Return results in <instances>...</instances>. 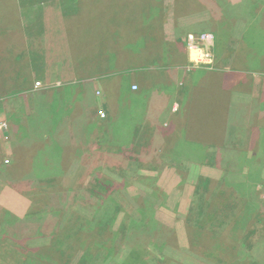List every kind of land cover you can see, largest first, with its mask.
<instances>
[{
    "label": "crops",
    "instance_id": "0c3cea01",
    "mask_svg": "<svg viewBox=\"0 0 264 264\" xmlns=\"http://www.w3.org/2000/svg\"><path fill=\"white\" fill-rule=\"evenodd\" d=\"M10 2L11 5L0 7V121L4 120L9 125L8 139L0 134V205L2 207L20 217L28 211L29 201L18 192L25 191L24 183L30 174L47 172V168L52 165V154L43 153L46 149L40 138L43 134L45 136L51 134L52 138L57 136L56 140L73 147L79 143L78 135L87 137L93 143L98 137L102 139L103 133L96 131L102 124H105L110 136L109 125L111 121L117 120L118 116L112 117L110 113L112 92L118 103L120 100L123 101L122 108L127 101L133 102L132 113L139 114L134 127V136L140 131L139 126L145 123L150 125V134L155 143L149 147H161L164 153L158 156L154 149H148L144 155L146 154L147 161H153L148 164L150 168L165 172L167 177L170 175L173 177L172 185L178 176H181L180 172L190 174L197 168L193 170L190 163L199 165L196 172L200 167L201 170L203 169V163L215 166V171L221 172L223 171L221 167L226 170L235 165L246 166L253 158L264 156L263 24L252 31L262 37L256 35L254 39L241 28L242 22H238L236 25L238 29L231 32L225 48L217 51L215 42L214 69L203 67L191 70L205 71L201 75L189 78L195 82L193 85L199 93L198 99L194 101L189 93L181 92V87L188 79L184 70L190 63L185 38L188 34L209 31L207 28L205 31L199 29L194 31L193 24L185 22L188 30L192 31L182 34L180 28H176L171 33L170 27L163 25V21L169 16V13H166L168 4L165 3L160 9L155 5L153 8L149 6L148 9L140 0H37L33 4L26 0L22 3L16 0ZM212 11L216 12L214 8ZM142 12L149 13L144 23H142ZM263 13L262 10L261 15L264 16ZM201 15L203 20L200 21H205V13ZM162 17V21H158V18ZM86 23L87 29L92 34L100 36L104 47L108 44L107 36L114 41L116 47L107 52L99 50L92 58L74 59L73 49L77 44H82L84 39L77 35L82 40L76 41L73 35L74 32L80 33ZM162 25L165 37L163 34L159 35ZM147 36L158 43L159 37L163 38L165 45L170 47L171 53L175 48L185 52L183 54L181 52L183 58L179 60L184 61L181 66L168 65L169 71L164 78L170 92V100L166 99V107L161 105V108L155 107L152 103L153 98L147 109L146 107L140 109L136 105L135 97L142 103L146 100L145 94L148 96L149 93L159 92L158 87H162L159 80L156 88L143 87L139 80L142 76L138 73L144 69L140 66V57L144 54L152 56L151 50L145 48L144 41ZM151 45L150 41V49H152ZM132 48L135 49L131 50ZM127 52L133 54H126ZM171 57L174 58L175 55L172 54ZM117 60H125L129 65L133 62V70H126L124 64L116 66ZM174 63L179 62L174 61ZM79 67H82L80 73ZM88 68L91 72L95 71L99 81L95 83L92 95L86 98L85 94L76 87L75 80L78 76H85L83 71ZM104 68H108V74L97 73ZM174 68L177 70L173 71ZM133 73L135 79H126L129 77L128 74ZM160 75L158 73V78ZM178 78L180 82L176 81ZM36 83H40V87H36ZM134 85L137 86V91H132ZM123 92H127L129 96L119 98L118 93ZM206 96H208L207 100H205ZM88 103H90L86 108L88 118L77 128V120L73 123L74 113L69 112V109L72 106ZM54 105L61 110L56 122L53 119ZM194 107L197 108V112L192 110ZM160 109L165 112L160 113ZM63 111L65 113H62ZM167 111L172 116H178L166 121L163 118ZM99 112L105 113V119L99 118ZM40 116L42 120L38 119ZM42 121H46L47 125L43 127ZM89 125L91 130H88ZM117 125L124 133L122 123ZM83 140L81 142L88 141L86 138ZM124 140L125 137L121 141L110 139L105 143L118 147L116 150L119 152V148L125 150L127 147L124 145ZM163 156L171 160L165 161L162 159ZM6 161L8 162L5 163ZM162 163L164 165H161ZM244 169L245 167L234 172L244 171L247 176L249 173ZM6 172L11 173L10 180L5 178ZM259 173L258 181H261L262 172ZM222 175L221 172L214 179H220ZM229 177L236 184L239 183L233 174ZM36 178L44 177L36 176ZM12 187L19 189L16 191ZM177 187L173 191H177L179 189ZM189 187L190 183H187L183 192ZM183 202V208L178 213L181 216L186 214L189 205V201L185 204Z\"/></svg>",
    "mask_w": 264,
    "mask_h": 264
},
{
    "label": "trees",
    "instance_id": "16d2710c",
    "mask_svg": "<svg viewBox=\"0 0 264 264\" xmlns=\"http://www.w3.org/2000/svg\"><path fill=\"white\" fill-rule=\"evenodd\" d=\"M230 1L213 0L214 3L211 6L223 8V11L220 10L223 16L218 17H229L228 25H230L231 32L238 29L237 26L235 27L238 22L248 25L252 20L257 21L264 18L261 15V11H264V0H241L237 5H233ZM246 18L249 19L246 20ZM246 29L247 27L244 26L243 30L246 34L252 35L254 39L256 35H260L252 32L254 28ZM150 41L152 49H150ZM144 42L151 50L152 56L149 55L147 61L144 59L147 54L140 57V60L144 59L143 63L140 61L141 68L157 67L159 68L158 73L161 74L160 77L164 78L169 68L168 64L162 61L166 52H163L164 49L159 45H164L165 41L158 43L147 36ZM119 61L117 60L116 66L128 65L125 60ZM144 98H147L146 94ZM132 112L121 113L120 120L123 119L126 127L124 133L121 132L116 120L111 121L109 125L110 136L105 124L99 126L96 131L103 133V138L98 137L94 140L96 144L94 143L93 157L89 154L87 141L81 142L85 138L88 140L83 135H78L79 143L76 147H69L70 158L84 160L92 157V160H96V164L91 163L85 169L84 184L76 189L75 195H71L74 199L73 204L69 196L64 194L60 179L48 177L49 171H47L35 174L40 178L44 177L43 179H37L34 174H30L24 183L25 191L18 192L30 204L23 217L0 205V264H173L170 260L171 256L180 253L176 233L154 217L157 209L156 194L159 192L162 194L163 190L154 187L146 194L139 192L131 195L128 192L131 181L127 178L128 172H135L139 178L142 177L139 175L141 170L158 172L154 170L155 168L149 167L146 154L144 155L145 151L154 149L155 152H163L157 146L149 147L155 143V140L152 139L151 127L148 123L139 126L140 131L134 136V127L139 114L135 115ZM124 137V142L130 144L125 150L119 148V152L116 150L118 147L105 143L110 139L121 141ZM56 139L57 136L52 138V140ZM113 152L117 153L113 155ZM162 159L171 160L164 156ZM111 166L115 168H110ZM68 167L69 165H63L60 169L61 174L65 173ZM244 170L260 180V173L255 175L256 167L247 166ZM6 173L5 178L10 180L11 173ZM208 177L212 178L210 175L199 178L186 214L180 216L182 220H177L182 223V235L186 233L188 237H191L186 250L192 252L194 247L199 249L198 251L208 249L202 244V241L208 237L210 240L215 239L214 243L218 242L217 248L197 253L205 254L216 264L264 263V259L254 260L255 254H248L245 259L241 258L236 255L234 247L238 243L245 246L247 251L253 252L259 239L264 237L263 220L261 214L255 210L256 205L253 203L250 207V202L247 203L242 199L245 194L251 192L254 185L251 187L244 181L236 184L232 178L224 175L214 181ZM151 178L153 177L149 179ZM12 189L17 191L19 188L12 187ZM153 189L157 190L156 194L152 191ZM237 193L241 197L239 201ZM66 198L70 199V202H64ZM50 203H56L60 208L47 210V205ZM75 205L81 210L75 211L73 209ZM240 208L241 214L239 215L237 212ZM43 213H46V218L41 220ZM121 213H124V217L118 229L114 230V223ZM41 221H54L55 231L52 230L49 234L45 227L40 228V225H43ZM4 223L6 225L18 223L19 226L25 224V227L35 226V230L39 228V231L32 230L36 236L17 238L7 232ZM250 223L252 227L239 236L236 229H241ZM227 225L231 226V231ZM220 228H222L220 231L226 229L224 235H228L227 231L232 232L228 235L231 241L227 242L221 233H219L220 236L217 234ZM157 233L160 234L153 236ZM167 236H170V239H167ZM136 238L145 239L146 242L141 244ZM36 239L41 244L37 248H31V243ZM182 243V247H185V243ZM261 248L263 250L264 247ZM223 250L224 253L221 254Z\"/></svg>",
    "mask_w": 264,
    "mask_h": 264
},
{
    "label": "rangeland",
    "instance_id": "374dc122",
    "mask_svg": "<svg viewBox=\"0 0 264 264\" xmlns=\"http://www.w3.org/2000/svg\"><path fill=\"white\" fill-rule=\"evenodd\" d=\"M17 2H24L25 0H16ZM28 3L33 4L36 3L37 0H26ZM142 2L143 6H146L149 9V6H157L158 9H160L161 6H163L165 3L168 4L167 5V10L166 13H169V16L167 17V20L163 21V25L165 27V25L170 27L171 33H173L174 29L176 28H180L179 31L182 34H186L189 31L192 30H197L199 29V31H205L207 28L206 33H213L215 36V42L217 43L216 46V50L219 51L222 48H225L226 45L228 44V41L231 37V30H230V25H228V23L230 22L229 17H218V16H223V14L221 13L220 10L223 11V8H219L218 6H211V4L213 5L214 2H212L213 0H140ZM237 3H240L241 0H235ZM233 5H236L232 0L230 1ZM9 4L11 5L10 0H0V7ZM210 7V8H209ZM212 8H214L216 10V14L212 12ZM230 10L232 11V8L230 7ZM202 13H205L206 19L205 21H200L203 20V16L201 15ZM148 12H142L141 13V17H142V23H144V19H146V16L148 15ZM200 14V15H199ZM9 15V14H6ZM202 16V17H201ZM185 20H182V19ZM162 18H158V21H162ZM213 19H215L213 21ZM249 18H246V20ZM211 21V22H210ZM185 22H191L193 24L192 30H188V26H186ZM227 23V24H226ZM234 23V21L232 22V24ZM261 24L264 25V19H258L257 21H250V24L245 25L243 23H241V28L244 29V26L247 27L246 30L254 28L255 27H259L261 26ZM163 25H162V30H159V35L165 37L164 35V31H163ZM237 25V23L235 24V26ZM204 33V32H203ZM77 35H80L83 37L84 41L82 44H77L76 48L73 49V58L80 60L81 58H92L94 57L95 52L102 50V51H111L116 47V44L114 43V41H111L110 38L107 36L106 41H107V46L104 47L101 43L102 39L99 38L100 36L92 34L89 29H87V23L85 25V27H82V29L80 30V33L76 34L74 32V38H76V41L82 40L80 38H78ZM191 35V34H188ZM187 35V36H188ZM186 36V38H187ZM264 37V34H263ZM185 38V40H186ZM160 42L163 41V38L159 37ZM183 45V43H182ZM162 49H164L163 52H166V56L164 58H162L163 62L165 64L168 65H172L173 67L175 65H177L178 67L182 65V63H184V61H181L179 59L183 58L181 55L185 53L184 50H181V52L175 48L173 51V53H171V49H169L170 47L167 45H159ZM177 46V44H176ZM184 46V45H183ZM134 47V46H133ZM147 50H150L147 46L145 47ZM135 48H132L131 50H133ZM133 54V52H127L126 54ZM174 54L175 57L172 58L171 55ZM171 58V59H168ZM144 59H149V55L147 54ZM143 59V60H144ZM143 60H140L141 62ZM149 61V60H148ZM171 61V62H170ZM173 61H178L179 63H172ZM122 62V61H120ZM5 64L8 62H4ZM143 63V62H142ZM80 65V62H79ZM115 65H117L116 61H115ZM141 65V64H140ZM83 67V66H82ZM82 67H79V73L82 71ZM134 64L133 62L131 63V65H126L125 69L126 70H133ZM213 67V66H212ZM208 69V68H207ZM214 69V68H213ZM174 70H177V68H174ZM108 68H104L101 69L99 72L97 73H104V74H108ZM158 71L159 68L157 67H151L150 66H145L143 70H141V72H139L138 74L142 76V79L139 78L140 82H142V84L144 85L143 87L147 86L149 87H153L156 88L158 85V80H160V84H162V87H158L159 92H154V93H149L146 100H144V102L141 103V101L135 97V101L137 102L136 105L139 106L140 109L145 108L147 109V107L151 102V98H153L152 103L154 104L155 107L157 108H161L160 105L162 107H166V99L170 100L169 96H170V92L169 89L166 87V80L162 77L158 78ZM186 72V75L188 76V79L186 80V82H184V86L181 87V92H187L191 95V98L196 101L198 99V89L196 87H194L193 84H195V82L191 79H189L190 77L193 76H197V75H201L203 71L202 69L196 70V71H187L186 69L184 70ZM83 74L85 76H78V79L75 80L77 82V88L80 89V91L82 93L85 94L86 98H89L90 95H92L93 93V87L95 86V83L99 81V77H96V73L93 70L92 72L90 71V69L88 68L87 70L83 71ZM129 77H126V79L130 78V80L135 79L136 77H134V73L133 74H128ZM132 78V79H131ZM89 80L88 82H82V81H86ZM208 80V79H207ZM177 82H180V78L176 79ZM84 84V85H83ZM91 84V85H88ZM204 84V83H203ZM183 85V84H182ZM85 86V87H82ZM163 90V91H161ZM97 93V92H96ZM110 99H112V103H111V116L115 117L118 115V118L116 120L117 124L118 123H123L122 128L125 131L126 127L124 126V121L123 119L120 120V116L121 113L123 112H131L133 109V102L131 101H127L123 108V101L120 100L119 103L117 101V98L115 96V94L112 92L110 93ZM119 94V98H126L129 96V94L127 92H123V93H118ZM172 96V95H171ZM137 99L139 101H137ZM145 99V98H144ZM208 99V96L205 97V100ZM179 102H181L180 100H178ZM178 102V103H179ZM56 103V102H55ZM90 103L88 104H80V105H76V106H72L69 109V112L74 113L73 118V123L76 122L77 120V125L76 127H80L82 122L88 118L86 116L87 112H86V108L88 107ZM43 105H46L45 103H43ZM42 105V106H43ZM121 105V106H120ZM173 105V103L171 104ZM181 106V105H180ZM179 106V108H180ZM60 108V106H58ZM43 111L44 110V106L42 107ZM53 119L58 120L60 114H61V110L57 108V105H54L53 107ZM192 110L194 112H197V108L194 107L192 108ZM160 113H164L165 111L163 109L159 110ZM68 112V114H69ZM62 113H65V111H63ZM96 114V112H94ZM43 115V114H42ZM165 118H163L164 120L168 121V120H173L175 117L177 116H172L170 114L169 111H167L165 114ZM42 116H40L38 119H41ZM71 118V119H72ZM96 118H98V115H96ZM151 123V122H150ZM0 124H7L4 120L0 121ZM170 124V121H169ZM8 125V124H7ZM42 125L43 127L47 125L46 121H42ZM32 128H36L33 125H30ZM167 125H164V127H166ZM101 128V127H100ZM8 129H9V125H8ZM170 129V127L168 128ZM88 130H91V125L88 126ZM9 131V130H8ZM7 131V132H8ZM7 132L5 133V135H7ZM40 138L42 139V141L45 144L46 149L43 151L44 154H52V165L49 166L47 168V171H49L48 177H56L59 178L60 180V186L61 188L65 191L64 194L69 196V198L72 201V204L74 203V199L72 198L71 195H75L76 194V189L80 186H82L84 184V175H85V169L92 163L96 164V160L93 159L92 160V154L94 153L95 150V144L92 141H87L86 145L89 147V154L90 157L89 159H78V158H70L69 156V152H70V145L64 143L63 141H58V140H52V136L51 134H47L46 136L43 134L42 136H40ZM127 147H129L128 145L130 143H126L124 142ZM156 147V146H155ZM161 148V147H158ZM152 149V148H151ZM153 150V149H152ZM159 151L156 152V154H161L158 153ZM164 152V150H163ZM160 156V155H158ZM153 162V161H151ZM150 161H148V164L151 163ZM63 165H69L68 170L61 174L60 169L63 167ZM161 165H164V163H162ZM189 165H192V169L194 170H198V164H194V163H190ZM153 167H155V165H152ZM249 166L250 168L252 167H256L257 168V172L255 175H257L259 172H262V180L258 181L257 177H254V175L251 174H247L246 176V172H241V171H235L234 170H242L243 167H247ZM114 167V166H113ZM203 169L201 170V167L199 168L200 170L198 172H196L195 170L193 172H191L190 174H185V172H180L181 176H178V179L174 182L173 184V177L168 176L167 174L161 170H159L158 172H145L144 170H141V172L139 173V175H141L142 177L139 178V176H137L135 174V172H128L127 178H129L130 180V185L128 186V192L131 195H136L139 192L140 193H145L148 191H150L149 189L154 188V187H159L160 190H163V193L161 194V192H159L158 194H156L157 190L153 189L152 191L157 195V199H156V206L157 209L154 212L155 214V219L158 220L162 225L167 226L169 228H172L175 233H176V237H177V241H178V246L180 249L179 252L177 253V255H172L171 256V263L173 262V264H216L215 262H213L209 257H207L205 254H201V253H197V252H208L212 249H216L217 246L219 245L218 242H215V239L210 240L208 237H206L202 242V244L206 245L208 247V249L206 250H202V251H198L199 249H195V247L193 248L194 251L190 252L189 250H186L187 247L186 245L189 244V238L191 239V237H188V235L186 233H184L182 235V223L177 222V220H182L181 219V215H177L179 212H181L180 210H182L183 206H182V202L183 204H185L187 201H189V203L191 204V199L194 196V190L198 185V181L199 178H203L204 175H210L212 178H209L210 180L212 179L214 180H219V179H214L217 175H219L221 172L224 176H229V174H233L234 176H236L237 178H235L236 180L240 181H244L246 183H249L252 187V185H254V187L252 188L251 192L249 194H245L244 197H242V199H244L247 203L250 202L249 206L252 207V204L254 203L256 205L255 210H257V212L259 214H261L262 216V220H263V226H264V156H258L257 158H253L252 161H250L246 166L243 165H235V166H231L229 167V169H224V167H221L223 169V171L219 172V171H215V166L203 163L202 165ZM115 168V167H114ZM127 168V167H125ZM54 174H56V176H54ZM61 174V175H60ZM36 176V175H35ZM29 177V176H28ZM145 177H153L151 179L149 178H145ZM82 183V184H81ZM190 183V187L186 190V192H183V188L186 184ZM145 185V186H144ZM148 186V188H147ZM179 186V187H177ZM179 188L177 189V191H173L175 188ZM227 187V186H225ZM176 193V194H175ZM70 194V195H69ZM238 197V201L241 199V197L239 196V194H236ZM183 197H185L183 199ZM165 198V200H164ZM70 199L66 198L64 199V202H70ZM165 201V202H164ZM160 206V207H159ZM159 207V208H158ZM52 208H60L56 203H50L47 205V210L52 209ZM73 209L75 211H79L81 210V208L77 205H75L73 207ZM155 210V209H154ZM237 214H241V208L240 210L237 212ZM124 217V213H121L117 220L114 223V230H117L122 219ZM177 217V218H175ZM41 220H44L46 218V213H43L42 216L40 217ZM43 222V221H41ZM19 223V222H18ZM18 223L12 224V225H6L4 223V228L7 230V232L11 235V236H15L17 238H29L32 237L33 235L36 236V234H34L32 232V230H35V226L32 227H25V224L23 226H19L17 225ZM51 223V224H50ZM16 225V226H15ZM54 226V221H46L43 222V225H40V228H44L45 230L49 232V234L51 233V231L53 230V232L55 231V229L53 228ZM252 227L251 223L248 225L246 224L244 227H242L241 229H236L238 230V234L239 236H242L245 231H247L248 229H250ZM227 228H231L230 225H227ZM51 229V230H50ZM222 228L218 229L217 234L219 235V233H221V235H223L226 238V241L229 242L231 241V237H228V235H231L230 231L228 232V235H224L225 234V230L220 231ZM50 230V231H49ZM35 231H39V228ZM5 231H3L4 233ZM161 233V232H160ZM160 233H157L153 236H158ZM220 236V235H219ZM48 237V236H47ZM167 239H170V236H167ZM137 241H139L141 244L146 242L145 239H138L136 238ZM182 242L185 243V247H182ZM41 244V242H39L38 239H36L34 242L31 243V248H37L39 247V245ZM196 246V245H195ZM235 251H236V255H239L241 258L245 259L247 257L248 254L250 255H254L255 254V258L254 260H258V259H264V248L262 250L261 247H264V237L262 239H259V241L257 242V245H255V247L253 248V252L247 251L245 246L240 245V244H235ZM260 247V248H259ZM185 248V249H182ZM221 254L224 253V250L222 252H220ZM240 253V254H239ZM259 255V256H258ZM75 261H77V259H75ZM254 262H258V261H254ZM259 264H264V263H259Z\"/></svg>",
    "mask_w": 264,
    "mask_h": 264
},
{
    "label": "built area",
    "instance_id": "2783aa9c",
    "mask_svg": "<svg viewBox=\"0 0 264 264\" xmlns=\"http://www.w3.org/2000/svg\"><path fill=\"white\" fill-rule=\"evenodd\" d=\"M206 33H199V34H191V35H188L186 40H185V47L187 49V51L189 52V48L190 46H195V47H200L201 49H204L206 46H207V51L211 54V59H212V63L211 64H208L204 61H201L199 64H197L196 62H192L190 61V63L188 64V66L185 67V69L187 71H191L193 69H198V68H208V69H212L211 67L213 66L214 64V56H213V49H214V46H215V42H214V36L212 35L213 39L212 41H204V40H201L200 37L202 35H204ZM192 37V39H190L189 37ZM190 55V53H189ZM36 87H40V83H36L35 84ZM39 85V86H37ZM137 86H135V88L132 86V91H137ZM99 116L101 119H105L106 115L104 112H99ZM8 130V125L7 124H0V134L3 135L4 137L5 136V133L6 131Z\"/></svg>",
    "mask_w": 264,
    "mask_h": 264
},
{
    "label": "clouds",
    "instance_id": "9594fccd",
    "mask_svg": "<svg viewBox=\"0 0 264 264\" xmlns=\"http://www.w3.org/2000/svg\"><path fill=\"white\" fill-rule=\"evenodd\" d=\"M189 38L192 39L191 36ZM200 39L210 42V41H212L213 37H212L211 33H206V34L202 35L200 37ZM189 53H190L189 59L192 62H196L197 64H199L201 61H204L208 64L212 63V59L210 58L211 54L207 51V46L204 49H201L200 47L190 46ZM37 86H39V85H37ZM133 87L135 88V85ZM5 136L6 137H4V138L7 140L8 135H5ZM7 162L8 161H6L5 163H7Z\"/></svg>",
    "mask_w": 264,
    "mask_h": 264
},
{
    "label": "bare ground",
    "instance_id": "6f19581e",
    "mask_svg": "<svg viewBox=\"0 0 264 264\" xmlns=\"http://www.w3.org/2000/svg\"><path fill=\"white\" fill-rule=\"evenodd\" d=\"M204 33H206V32H204ZM211 33V32H210ZM213 36H214V34L213 33H211ZM214 38H215V36H214ZM214 42H215V39H214ZM212 69H213V67H211ZM99 115V114H98ZM100 117V116H99Z\"/></svg>",
    "mask_w": 264,
    "mask_h": 264
}]
</instances>
